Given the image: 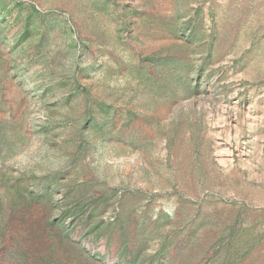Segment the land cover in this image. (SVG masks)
<instances>
[{"label":"rangeland","instance_id":"obj_1","mask_svg":"<svg viewBox=\"0 0 264 264\" xmlns=\"http://www.w3.org/2000/svg\"><path fill=\"white\" fill-rule=\"evenodd\" d=\"M0 264H264V0H0Z\"/></svg>","mask_w":264,"mask_h":264}]
</instances>
